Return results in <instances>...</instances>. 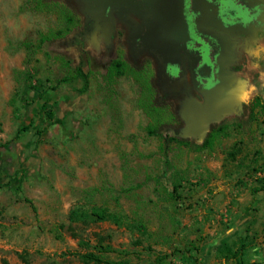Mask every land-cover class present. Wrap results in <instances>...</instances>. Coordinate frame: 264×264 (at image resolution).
<instances>
[{
  "label": "rangeland",
  "instance_id": "1",
  "mask_svg": "<svg viewBox=\"0 0 264 264\" xmlns=\"http://www.w3.org/2000/svg\"><path fill=\"white\" fill-rule=\"evenodd\" d=\"M87 10L0 0V264H97L82 259L91 252L125 264H264V48L244 50L222 117L190 135L192 103L164 90L155 57L134 60L131 36ZM144 63L153 96L136 75ZM80 65L88 91L81 79L52 89ZM166 116L186 137L165 156L148 129Z\"/></svg>",
  "mask_w": 264,
  "mask_h": 264
},
{
  "label": "flooded vegetation",
  "instance_id": "2",
  "mask_svg": "<svg viewBox=\"0 0 264 264\" xmlns=\"http://www.w3.org/2000/svg\"><path fill=\"white\" fill-rule=\"evenodd\" d=\"M183 15L189 40L180 65H166L155 52L145 48L138 35L145 34L146 21L139 15L129 11L120 16L114 12V32L119 39L131 36L130 54L134 60L140 59L144 51L155 57L161 72L165 71L158 82L167 93H179L185 106L206 104L208 97L214 98L213 90L222 86L214 100L219 104L228 85H235L228 81L229 75L233 78V66L241 65L244 50L258 43L264 48V0H184ZM92 29L93 23L86 25L87 31ZM139 66L146 69L150 65Z\"/></svg>",
  "mask_w": 264,
  "mask_h": 264
},
{
  "label": "water",
  "instance_id": "3",
  "mask_svg": "<svg viewBox=\"0 0 264 264\" xmlns=\"http://www.w3.org/2000/svg\"><path fill=\"white\" fill-rule=\"evenodd\" d=\"M88 5L92 21H103L107 31H112L114 12L123 16L129 11L146 21L145 34L138 38L147 50L155 52L166 65H180L183 51L189 40L183 15L184 0H82ZM165 75V71L162 72ZM224 87L214 89V98H207L206 104L192 103L184 113L190 122L187 131L190 135L201 132L212 119L222 117L225 107L214 100ZM210 95V92H206Z\"/></svg>",
  "mask_w": 264,
  "mask_h": 264
},
{
  "label": "trees",
  "instance_id": "4",
  "mask_svg": "<svg viewBox=\"0 0 264 264\" xmlns=\"http://www.w3.org/2000/svg\"><path fill=\"white\" fill-rule=\"evenodd\" d=\"M91 26L92 25L87 26V29L90 30ZM112 66H114V65H112ZM115 68H116V71H114ZM120 70H124V65L122 63H120V62H118L117 64L115 63L114 69L112 67L109 69L108 76H110V78H112L113 74L122 73V71H120ZM137 70H138L139 73L136 74V75L140 77L139 81L141 82V84L144 83V86L147 87V91L150 92V96H153V92L151 91V85L150 84L152 82H154L153 85H152V87H154V86H156L157 83L155 81L156 79H154L155 77L153 76L152 71H150V68L149 69H147V68L146 69L138 68ZM73 79H81L83 81V83H84L81 91L82 92L88 91L89 86H90L89 75L84 71L82 65H80L76 69V72H75V74L73 76L65 77V78L59 80L58 84L56 86H53L52 89L53 90L56 89L59 85H61L63 83H70ZM152 100H153V98H152ZM256 102H258V105H260L262 107V110L264 111V102H263V100H261L260 98H257ZM159 111L167 113V111L158 110L157 108L155 109L154 113L156 115H158ZM47 114H48V118L51 120V122L55 121L57 123H61V120L54 118V116H53V114L51 112H48ZM169 120H170V117L166 116V120L165 121H168V124L166 123V124H161L159 126L157 125L155 127H149V129H148L149 134H151V135H159V136L163 137L164 142H163V147H161V151H162L163 154H165V156L168 155V148H169L171 142L175 141L177 139V137L180 136V135H183V136L186 137V135H184L182 133V129L179 130V128H178V129L173 130L174 129L173 125L169 124ZM2 146L3 145L0 144V147H2ZM262 186L263 187H262L261 190H264V181H263V185ZM180 187L181 186L179 184L174 186L173 195L177 194V196H178V192H179V188ZM17 190H20L19 186L17 187ZM23 201L28 203V204H30L32 209L34 210V212L37 211L36 206L33 204V202L30 199L24 198ZM91 215L96 216L98 219H104V217L98 212H94ZM82 259L85 260V261H93V262H95L97 264H125V263L113 262V261H110L108 259H105V257L103 256V253H101V252L99 254H95V253H92V252L84 254V255H82Z\"/></svg>",
  "mask_w": 264,
  "mask_h": 264
}]
</instances>
